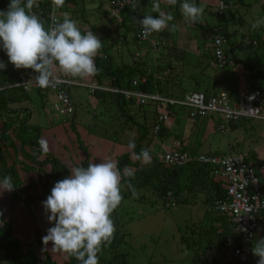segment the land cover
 Wrapping results in <instances>:
<instances>
[{"label": "rangeland", "instance_id": "1", "mask_svg": "<svg viewBox=\"0 0 264 264\" xmlns=\"http://www.w3.org/2000/svg\"><path fill=\"white\" fill-rule=\"evenodd\" d=\"M214 1L201 0L200 5H204L205 13L203 18L198 20V23L212 26L221 24L228 31L239 26L240 31H236L235 37L232 38L243 41L241 45L243 50L240 49L242 47L236 48L238 51L236 56L239 61L234 63L233 66H225L223 70L208 65L201 71L203 65L196 62L198 61L197 54L204 44L203 31L199 29L200 25L185 24V18L182 15L175 20V23L169 22L165 32H168L169 39L178 46H181L179 38L182 39L187 48L185 57L186 62L190 64L184 62L186 65L185 73L192 70L196 72L194 75L200 84L199 90H203L210 83L214 84L217 90L233 88L243 94L247 91L246 84L251 82L248 75L249 71H257L256 84L264 93V25L257 29L252 28V24L257 19H264L261 7L263 0H243L242 4L233 0L230 7L233 8V11L235 10L234 14L224 13L220 16L216 15ZM85 2L84 17L89 24L95 26L96 33L86 24H83L82 18L78 17L79 13H75L76 18H73V20L77 22L78 26L85 29L86 32L92 31L96 34L116 60L118 58L131 60L133 52L143 53V55L141 54L142 57L149 62L146 69L152 71L154 68L152 59L158 52L154 53L152 51L148 40H142L137 44L133 40V36H137L142 29L140 24L138 22L130 23V31L126 33V39L124 40L122 37L126 30L122 28L120 21H107L104 15H100L96 11L97 3L95 1L88 2V0H85ZM159 3L163 11L168 9L166 0H159ZM151 4L152 0L138 11L137 20H142L146 14H157L152 11ZM68 7L71 8L69 10H73L75 5L69 3ZM67 13L70 15V11ZM105 13L107 15V9ZM169 13L174 15L173 10H170ZM237 17L242 20L239 25L236 22ZM255 34L259 35L260 44L254 43L255 39H258H254ZM251 35L254 40H250ZM112 37H115L113 43ZM153 37L155 40L158 38V36ZM224 47L226 48V45ZM244 63L252 66V70L243 66ZM55 71L56 74L62 73L58 68ZM222 75L228 78L225 84ZM209 76L211 77L209 78ZM90 78H79L81 84L70 87L69 91L72 95H79L72 97L69 109L66 112L69 110L75 112L74 123L77 134L79 139L87 145L90 154L88 164L90 162L99 163L108 159L115 161L117 154L126 150L127 147L124 143L115 141L113 139L115 135L111 139H106L99 134L104 132L112 135L113 128L117 129V122L121 123L123 119H112L113 114L116 112L115 107L109 103L107 105L106 102L104 104L106 110L103 109L101 114L104 120H111L107 125L108 128L103 131L104 125L99 124L101 118L99 111L97 109L95 111L96 115H93L94 105L86 91L85 83H91ZM189 81L186 77L183 78L182 86L188 90H193L194 88L190 86ZM34 91H30L29 99L11 104V107L17 109L18 107L20 109L22 107L27 108L29 113L28 123L38 126L40 128L39 138L43 137L48 141L49 150L47 153H51L58 158L61 164L67 166L71 175V169L78 167L79 161L83 158V151L77 147L76 133L65 121L66 112H59L54 109L56 104L54 94L49 90H41L44 97L40 99ZM71 101L73 105H71ZM179 111L180 114L177 117H180L182 126L187 123L186 127L180 129L174 121H167L166 124H170L168 127L170 129L169 134L163 139L154 138L149 148L150 153L157 154L160 157L163 152L172 149L174 147L172 141L177 134L181 135L184 148H190L197 152L235 154L237 152H253L254 148H259L262 154L258 157L260 159L264 158V120L241 118L237 122L238 127L236 129L229 128L226 132H220L215 129L216 123L220 121L217 113L199 119L203 124L207 123L208 126L198 128L197 120L189 118L185 108H181ZM25 114L24 110H20L15 117V123H18V120ZM261 114L264 115V110L261 111ZM87 124H90V126L86 130L84 126ZM89 129L94 130L96 134H93L92 131L89 132ZM117 140H120V138L118 137ZM20 168V165L17 166L23 183L31 180L37 181L35 172H29L25 175L20 171ZM44 169L46 170L44 172H48L50 165L47 164ZM40 173V177L44 180V174ZM256 175L262 183L264 177L263 166L256 169ZM3 177H0V179ZM36 190H39L38 186ZM136 193H147L148 196L140 200L135 197L125 198L116 210L117 222H115V228L125 232L119 249L125 253L128 264H193V259L195 264H230V250L228 247L207 248L205 243H207L208 237L199 242L196 239V234L192 231V229L198 230L199 226L209 225L208 218L212 220L214 217L221 215L215 212L210 205L203 203L202 193L198 194L192 203L178 201L174 206L169 207H166L161 200L151 195V192L146 191V189H138ZM23 195L24 192L19 190L18 186L11 192H0V210L3 220L10 221L13 234L18 237L22 248L32 243L37 257L42 258L44 254H48L58 263L66 264L65 253L53 250L51 242L45 245L42 241V237L47 234V229L54 226L47 219L42 204L36 200L24 201ZM196 250L199 253L198 260H195ZM3 264L5 263L3 262Z\"/></svg>", "mask_w": 264, "mask_h": 264}, {"label": "trees", "instance_id": "2", "mask_svg": "<svg viewBox=\"0 0 264 264\" xmlns=\"http://www.w3.org/2000/svg\"><path fill=\"white\" fill-rule=\"evenodd\" d=\"M94 1L97 3L96 11L98 14L104 15V18L107 21H116L105 13L107 0H88V2ZM232 1L233 0H227L226 7L221 14H234L235 10L233 11V8L230 7ZM234 1L240 4L243 3V0ZM149 2L150 0H138V4L135 9L128 8L121 14L120 23L122 28L126 30L122 37L124 40L126 39V33L130 31V23L137 19L138 11ZM182 2L183 0H177L176 5L173 6L168 4V9L164 10L166 13H169L170 9L174 11L173 21L182 16L179 9ZM190 2H194L199 6L201 0H190ZM9 3L10 0H0V11H6ZM69 3L73 6L75 5L73 10H69L71 9L68 7ZM85 6V0H65L64 5L59 12V18L62 21L64 13H67L68 11H70L69 16L71 19L76 18L75 13H79L78 17L82 18L83 24H86L94 33H96L95 26L93 24H89L87 19L84 17ZM261 7L264 13V0L261 3ZM33 11L41 17L45 23V27L47 28L49 1L39 0V7H34ZM221 14H219L216 10L217 16H220ZM153 16H158V14H154ZM232 18L233 17L231 16V19ZM241 21V18L237 17L236 22L238 25ZM184 23L192 24L193 26L200 25L199 29L203 31L204 44L197 54L198 61L196 62L199 65H203L201 71L208 65H211L213 68L218 70L223 69L224 67L218 68L216 66L213 55L212 29L215 25H202L198 23V21L186 22L185 20ZM216 25L222 26L221 24ZM240 29L241 28L239 26H236L234 29L228 31L224 29V26H222L223 35L226 38V42L224 44L226 45V48L224 47V53L226 57L232 59L234 63L239 61L236 56V53L238 52L236 48L242 47L240 49L243 50V46H241L243 41L241 39H232L235 37L236 31H240ZM81 31L84 33L82 29ZM161 35L168 36V32H163ZM255 38L258 39L256 40ZM251 39L252 35L250 37V40ZM254 39L255 44L261 43L258 34H255ZM133 40L136 44L138 43L137 36H133ZM113 42H115V37H112V43ZM159 48L161 49L159 50ZM107 49V46L102 42V48L95 57V63L99 71L90 79L91 83L95 85L108 86L113 89H117V91L94 89L92 92H89L87 87L86 91L88 92V95H90L94 105L93 115H96L95 111L97 109L99 111V116H101L99 124L104 125L103 131L108 128L107 125L111 120H104V117L101 114L103 113V109L106 110V106H104L106 102L107 105L109 103L115 107L116 112L113 114L114 117L112 119H123L121 123L117 122V129L113 128L112 135L104 132L99 134L106 139H111L112 136L115 135L113 139L124 143L125 147H127L126 150L117 154L115 158V162H117L121 173H123L125 166L131 168L134 172V179H131V183L135 190L146 189V191H150L151 195L161 200L166 207L170 206V202H173L174 205L178 201L192 203L194 202L196 196L202 193L203 203H207L213 209V205L216 200H223L225 198L226 185L221 177L213 173V168L211 166L199 163H188L180 166L172 165L164 163L161 160V157L154 153H150L152 162L150 164H144L136 160V158L132 155L133 151L139 153L141 148L149 149L154 138H165L169 134L170 129L167 124H162L158 132L153 134L152 126L154 116L158 111H160L157 107L156 101L148 99L143 104H139L134 98L124 97L120 90H136L144 93H157L163 97L180 98L187 91H201L207 96L217 94L218 90L215 88V85L209 83L203 90H199L200 84L194 75L196 72L192 70L185 73L184 71L186 66L184 62L186 64H190L189 62H186V50L173 42L158 44L156 50L154 51V53H158L154 55L152 59L154 64L152 71H148L146 69L149 62L146 61L145 58L138 53V51L132 53L131 60H124L122 58H118L116 60L114 55L109 53ZM136 53L137 55H135ZM0 60L4 61L7 65L6 70H0V116L2 117V120L0 121V177L11 175L15 187L18 186V189L24 192L22 197L24 201L28 202L36 200L42 204V202L45 201L51 194V190L55 183L70 176V172L68 167L61 164L58 158L54 155L39 151L37 140L39 139L40 128L28 123L29 113L27 108L22 107V109H20V107H18L17 109L11 107V104L20 103L22 100L30 98V92L25 93L21 90V88L14 86V83L19 80L20 74L35 76L36 73H34L32 69H16L9 62L8 56L2 48H0ZM243 66L247 68L249 67L250 70H252V66L249 64L246 65V63H244ZM193 69L195 68L193 67ZM57 75L72 81H80L79 78L66 76L63 73H57ZM248 75L251 79L249 87L251 89H258L261 91L259 86L256 84L258 72L249 71ZM185 77L190 80V86L194 88L193 90H188L186 87L182 86V80ZM210 77L211 76H209V78ZM133 80L136 81L135 86L132 85ZM72 86H78V84L65 86L70 100L72 97L79 95H72L70 93L69 90ZM34 92L39 95L40 99L44 97L41 90H35ZM71 105H73L72 101ZM181 108L183 107L167 106L165 110L169 114L168 121L172 120V122L174 121L175 124H178L180 117L177 116L180 114L179 110ZM20 110H24L26 114L18 120V123H15V117ZM74 117L75 112L73 110H69L66 112V120H64L76 133L77 147L83 151V158L79 161L78 166L87 167L90 154L87 150V145L79 139L74 123ZM239 120L230 122L229 128H235ZM88 126H90V124L84 126L86 130L88 129ZM88 131L90 132L92 130L89 129ZM92 133L96 134L94 130ZM118 137L120 140H117ZM177 139L179 140V144H182L181 135L176 134L174 136V140ZM130 140L135 142V150L128 148ZM257 162V167L264 166V161L257 160ZM47 164L50 165V169L48 172H44L46 171L44 166ZM19 165L21 167L20 171L25 175L29 172H35L34 174L37 177V181L31 180L27 183H23L17 169V166ZM40 172H44V180L40 177ZM37 186L39 187L38 191L36 190ZM168 193H170V195H168ZM122 195L124 199L133 197L131 189H128L126 186L122 188ZM145 196H148V194L141 193L137 194L135 198L140 200ZM116 210L112 215L114 224L117 222ZM217 218L223 221L227 227H222V230H218L217 228H214L211 220L208 222L209 225L206 224L199 226L198 230L192 229V231L196 234V239L199 242L200 240L202 241L208 237V241L205 243L207 244V248L228 247L229 250H231L238 243V235L234 231V225L231 217L226 214H221ZM226 218L228 219L227 221ZM124 234V231L116 228L111 243L103 249L102 253H98L99 264H128L125 253L119 249L121 243L123 242ZM260 239V237L255 239L252 249L255 242ZM65 256L66 264H79V261H77L75 257L66 253ZM195 256V260H198L199 253L197 250ZM230 259L231 264H234L231 256ZM258 259L259 257L255 256L252 251V260L250 264H258ZM3 262L5 264H60L48 254H44L42 258L37 257L34 253L32 243H29L22 248L18 237L13 234L10 221L3 220L0 210V264H3ZM192 263L195 264L194 259L192 260Z\"/></svg>", "mask_w": 264, "mask_h": 264}, {"label": "clouds", "instance_id": "3", "mask_svg": "<svg viewBox=\"0 0 264 264\" xmlns=\"http://www.w3.org/2000/svg\"><path fill=\"white\" fill-rule=\"evenodd\" d=\"M64 3L65 0H52L53 9L63 7ZM167 3L174 6L177 0ZM34 7H39V0H10L8 9L0 11V48L9 62L16 69H32L36 75L29 83L40 88L56 85L57 68L73 78L95 76L99 71L95 57L102 48L100 38L92 31L82 33L68 13H64L62 21L53 14L51 25L46 28ZM151 7L158 16L146 14L137 20L145 39L168 28L174 19L161 9L159 0H152ZM180 11L186 22H196L203 18L205 7L183 0ZM262 25L264 19H257L252 28ZM6 68V63L0 60V70ZM37 144L40 152H48L46 139L39 138ZM128 148L135 150V142L130 140ZM132 155L144 164L152 162L147 148H141L139 153L133 151ZM131 179H134L131 168L125 166L121 173L112 159L72 168L71 175L57 181L42 202L47 219L54 224L42 237L43 243L51 242L53 250L75 257L79 264H99L98 253L111 243L116 231L112 215L124 199L122 188L126 186L133 197L137 195ZM14 189L11 175L0 179V192ZM252 251L259 257L258 264H264V239L257 240Z\"/></svg>", "mask_w": 264, "mask_h": 264}, {"label": "built area", "instance_id": "4", "mask_svg": "<svg viewBox=\"0 0 264 264\" xmlns=\"http://www.w3.org/2000/svg\"><path fill=\"white\" fill-rule=\"evenodd\" d=\"M49 1V13L47 28L51 25L50 17L54 14L58 20L61 8L53 9L52 0ZM227 0H215L214 6L219 14L226 7ZM138 0H107V14L116 21H120L121 14L128 8L135 9ZM156 17V16H155ZM212 46L216 66L223 68L233 66L232 59L226 57L224 44L226 38L223 35L222 26L213 27ZM142 29L137 34L138 43L148 40L152 51L158 44L165 42V36L161 33H153L148 38H142ZM153 36H158L157 40ZM219 41V42H218ZM137 55V53L135 54ZM58 82L49 88H40L35 83H29L33 76L20 74L19 80L14 83L15 87L21 88L25 93L32 90H49L56 99L54 109L66 112L70 106V99L65 89L66 85L79 84L76 81L57 75ZM89 92L94 89H106L117 91L108 86L85 84ZM136 85V81H132ZM247 91L234 96L226 90L219 91L214 95H205L201 91H187L180 98L163 97L157 93H144L136 90H120L126 98H134L139 104L146 100H154L160 109L155 116L152 133L156 134L162 124H166L169 118L165 110L167 106L183 107L187 116L191 119L203 118L204 116L217 113L220 121H216L215 129L220 132L229 130V123L243 117L264 120L261 111L264 110V94L258 89L246 86ZM2 117L0 116V121ZM173 148L162 153L161 160L172 165H184L188 163L206 164L213 168V173L221 177L225 182V198L216 200L213 205L215 212L226 214L231 217L234 231L238 235L237 245L230 250V256L234 264H250L252 260V245L256 238L264 239V187L260 184L256 175V164L249 159L248 152L230 153H205L193 152L181 148L179 142L173 143ZM170 195V193H168ZM174 206L173 202L169 203Z\"/></svg>", "mask_w": 264, "mask_h": 264}, {"label": "crops", "instance_id": "5", "mask_svg": "<svg viewBox=\"0 0 264 264\" xmlns=\"http://www.w3.org/2000/svg\"><path fill=\"white\" fill-rule=\"evenodd\" d=\"M171 10V9H170ZM137 22V19L134 21V23H136ZM176 21H173L172 23H175ZM87 26V25H86ZM83 31H84V33H86V31H85V29H82ZM179 38V37H178ZM165 42H173L172 40H170L169 39V37L168 36H165ZM179 42L181 43V46H179V47H181V48H183V49H187L186 47H185V45H184V43H183V40L182 39H180L179 38ZM174 43V42H173ZM176 44V43H175ZM177 45V44H176ZM139 53V52H138ZM140 55L142 54L143 55V53H139ZM221 70H223V69H221ZM223 74H224V71H223ZM222 79H223V81H224V84H225V82H227V76H224V75H222ZM76 82H78L79 84L78 85H80L81 83H80V81H76ZM85 84H89V83H85ZM247 85H249V84H246V86ZM245 86V87H246ZM235 88V87H234ZM223 90V89H222ZM221 89L219 90L218 89V91L217 92H219V91H222ZM226 91H228L229 93H231L232 95H234V96H238L239 94H240V91L238 90V91H235V89H233V88H231V89H229V90H226ZM239 92V93H238ZM199 119H201V118H198V119H196L197 120V122H198V128L199 127H206V126H208V125H206L207 123H202ZM170 125V124H169ZM169 125H167L168 127H169ZM177 127H180V129H181V127H186V125H187V123L185 124V125H181V121H179V123L178 124H175ZM236 127H238V125L236 124V126H235V129H236ZM234 129V128H233ZM181 131V130H180ZM174 142H179V140L177 139V140H174L173 139V141H172V143H174ZM183 144H180V146L181 147H183L182 146ZM184 148V147H183ZM184 149H189L190 151H195V150H191L190 148H184ZM195 152H197V151H195ZM205 153H207V152H205ZM249 153V158L251 159V162H254L255 164H256V169H258V167H257V165H258V162H257V160H263L264 161V158H259L258 156H260V154H262V152H260V149L259 148H254V151L253 152H248ZM258 153V154H257ZM253 157V158H252ZM255 158V159H254ZM257 159V160H256ZM264 167V166H263ZM260 184L264 187V177H263V179H262V183L260 182ZM218 217V216H217ZM217 217H214L213 219H212V222H213V226H214V228H217L218 230H222V227H227L226 226V224H224L223 223V221H221L220 219H218ZM227 217V216H226ZM211 218H208L207 219V221H211L210 220ZM228 219L226 218V221H227ZM230 253V252H229ZM212 259H214V257H212ZM229 260H231V259H229ZM230 264H231V262H230Z\"/></svg>", "mask_w": 264, "mask_h": 264}]
</instances>
